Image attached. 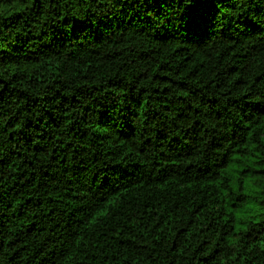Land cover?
<instances>
[{
  "label": "trees",
  "instance_id": "obj_1",
  "mask_svg": "<svg viewBox=\"0 0 264 264\" xmlns=\"http://www.w3.org/2000/svg\"><path fill=\"white\" fill-rule=\"evenodd\" d=\"M0 264H264V0H0Z\"/></svg>",
  "mask_w": 264,
  "mask_h": 264
},
{
  "label": "rangeland",
  "instance_id": "obj_2",
  "mask_svg": "<svg viewBox=\"0 0 264 264\" xmlns=\"http://www.w3.org/2000/svg\"><path fill=\"white\" fill-rule=\"evenodd\" d=\"M262 189L261 186L255 184V183H252L251 186H247V192L250 193L252 196L254 197H259V191ZM255 204L257 202H254ZM249 208H251L252 211H249V210H240V212H238V217L239 216H243L244 214H247V213H257L255 212L257 210V208L260 207L259 204H256L255 206H248Z\"/></svg>",
  "mask_w": 264,
  "mask_h": 264
}]
</instances>
